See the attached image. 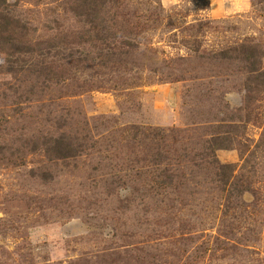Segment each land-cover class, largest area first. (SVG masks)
Here are the masks:
<instances>
[{
	"label": "rangeland",
	"instance_id": "374dc122",
	"mask_svg": "<svg viewBox=\"0 0 264 264\" xmlns=\"http://www.w3.org/2000/svg\"><path fill=\"white\" fill-rule=\"evenodd\" d=\"M6 8L0 264H264V0Z\"/></svg>",
	"mask_w": 264,
	"mask_h": 264
},
{
	"label": "trees",
	"instance_id": "16d2710c",
	"mask_svg": "<svg viewBox=\"0 0 264 264\" xmlns=\"http://www.w3.org/2000/svg\"><path fill=\"white\" fill-rule=\"evenodd\" d=\"M83 1L84 3H86V12L80 14H83L85 16L86 18L85 20L88 22V24L91 23V25H93V23H95V25L98 24L96 26L97 28H104L102 26L103 19L101 17V13L105 6L106 0H83ZM16 22L19 21L16 19V17L13 16L12 12L7 10L6 8V0H0V33H14V30L16 28ZM97 30L98 32L100 31V29ZM239 49L243 54V59L249 61V63H252L253 68L260 64L262 57L264 58V56L261 53L257 54L255 50L256 48L247 47L246 45L243 46L241 45L239 46ZM35 64H36L35 67H37V63ZM251 71L253 73L256 72L257 70L252 69ZM50 73L51 70L46 71V74H50ZM67 148L68 145L66 149Z\"/></svg>",
	"mask_w": 264,
	"mask_h": 264
}]
</instances>
